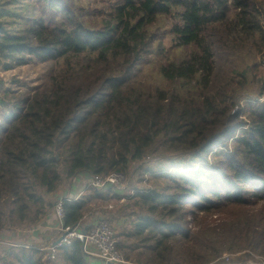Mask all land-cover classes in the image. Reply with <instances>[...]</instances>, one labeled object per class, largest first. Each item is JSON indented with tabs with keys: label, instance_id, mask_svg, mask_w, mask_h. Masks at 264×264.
I'll list each match as a JSON object with an SVG mask.
<instances>
[{
	"label": "trees",
	"instance_id": "obj_1",
	"mask_svg": "<svg viewBox=\"0 0 264 264\" xmlns=\"http://www.w3.org/2000/svg\"><path fill=\"white\" fill-rule=\"evenodd\" d=\"M32 2L20 34L0 21V70L12 61L50 67L35 91L0 97V236L50 218L44 194L60 189L58 164L70 184L126 175L167 138L177 159L191 160L185 168L200 165L154 174L165 187L140 190L124 207L139 209L127 235L142 237L151 264H180V253L192 264H211L221 250L264 255V104L255 102L264 83L253 89L264 71V0ZM100 192L95 199H109ZM84 199L64 201L67 227L90 212ZM13 245L3 264H104L79 242L46 262L37 248Z\"/></svg>",
	"mask_w": 264,
	"mask_h": 264
},
{
	"label": "rangeland",
	"instance_id": "obj_2",
	"mask_svg": "<svg viewBox=\"0 0 264 264\" xmlns=\"http://www.w3.org/2000/svg\"><path fill=\"white\" fill-rule=\"evenodd\" d=\"M32 4V0H0V12H4L2 15H0V21L5 24L6 28L11 32V34H20L21 31L25 29L26 19L33 16V11H31ZM169 46L170 41L166 40L164 42V47L167 48ZM263 56V54L258 56L259 62H264ZM12 62H14V64L11 69L0 70V78L5 83L4 91L0 93V97H4L6 93L7 96H12L24 92H33L42 86L49 77L50 67L42 64L38 60L35 62L27 61L25 64H21L17 61ZM144 73V80L154 81V77L156 75L155 72L150 71V69H146ZM263 83L264 71L261 73V75H258L254 78L253 89L255 90L256 94L262 91ZM250 92H252V90ZM9 107L13 108V101H11ZM0 114H2L1 108ZM176 154L177 153L171 146L169 139L159 138V140H157L151 148L146 162L142 164H133L128 174L125 173L126 175H124V184L116 189L119 191L122 190L123 192L122 197L119 195L120 199H116V196L118 195H116L115 191L110 190V188L104 194L101 193L102 195L109 196L108 200H103L101 198L95 199L96 197L93 195V188L90 186H92V184L95 182L96 177L88 180L89 187L86 190L83 198H85L84 200H86L87 203L92 201L85 207V210H90L91 212L93 209V211L91 213H87L85 219L90 220L89 222H92L94 217L103 216L107 222L112 225V227L115 229L118 246L125 256L127 264H151V254L148 253L146 248L142 245V237L127 235L128 230L132 229H126V225L131 220H136L138 218L137 213H139V209H137V207L135 208L134 206V209L132 207L125 209L124 207L128 204L133 205L134 202L138 200L135 196L140 190L156 189L160 191L163 187H165V176L159 175V180L157 182L155 181L156 178L153 176L154 174H165L175 171L180 172V174H186L190 170H195L200 165V162L196 163V160L193 159V161L196 163L195 167L193 169L190 167L185 168V164H189L191 160L184 159V161H182L181 159L176 158ZM56 159L59 160L58 157H56ZM212 159L208 164V167L212 166L213 162L216 160V158L213 160ZM57 167L63 180V182L60 184V189L57 191L58 194L59 192L62 193L59 194L61 196L57 195V193L56 195H45L43 193L46 199L45 210L48 209V212L50 213L48 215H51V217L47 215L50 218L44 220L42 219L40 223L36 224V226L30 225L26 228L18 226L15 228L10 227L6 231H2V235L0 236V259L6 255V251L8 249L15 246L13 244L26 245L29 247L33 246L37 249L46 244L47 242L45 239L39 238V236L38 238H34L36 232L39 231L38 228L45 225L44 223L51 225L50 229H48V235L46 232L45 236L47 235V237L50 239L55 236L56 232L52 227L54 223H56L57 226L58 222L56 211L54 209V203L59 198H67L70 200L63 194H65L71 185L70 181L66 179V176L63 173L65 170L64 164L60 163L57 165ZM109 174L100 177H105ZM92 196L94 198H91ZM129 197H131L130 200ZM78 200L81 199L78 197L77 201ZM96 203H105L106 205H102L103 207L94 208V204ZM51 204L53 205L52 207ZM42 213L43 212H40V216H42ZM124 214L128 216H125ZM188 220L191 221L192 219L189 217ZM193 225L194 222L190 223L189 227L192 228ZM56 226L55 229H58ZM36 229L38 231H36ZM36 240H38V242H36ZM41 240H43V242ZM212 241L216 242L217 238L213 237ZM43 253V261L46 262L54 260L55 256L46 257L48 252L45 251ZM184 258L185 255L180 253L178 256L180 264L191 263L189 261H185ZM3 263V261L0 262V264ZM211 264H264V255L251 250H221L217 260Z\"/></svg>",
	"mask_w": 264,
	"mask_h": 264
},
{
	"label": "built area",
	"instance_id": "obj_3",
	"mask_svg": "<svg viewBox=\"0 0 264 264\" xmlns=\"http://www.w3.org/2000/svg\"><path fill=\"white\" fill-rule=\"evenodd\" d=\"M255 102L264 104V94ZM124 180L123 174L113 172L105 177H96L90 187L99 191L110 187L118 189L124 184ZM64 201L70 202L67 198H59L54 203L58 222L55 236L38 250L47 251L46 257L56 256L59 249L70 247L73 243L79 242L87 256L99 259L104 264H127V260L118 246L117 236L112 225L103 216H96L93 218V222L88 225H82L80 221L75 227H67L65 225Z\"/></svg>",
	"mask_w": 264,
	"mask_h": 264
},
{
	"label": "crops",
	"instance_id": "obj_4",
	"mask_svg": "<svg viewBox=\"0 0 264 264\" xmlns=\"http://www.w3.org/2000/svg\"><path fill=\"white\" fill-rule=\"evenodd\" d=\"M91 178H88L85 174L84 175H81L79 177H77L75 180L72 181L71 185H70V188L65 192V195L66 197H68L70 200V202H75L77 201V198L80 197L81 199L84 197L85 193H86V188L89 187V183H88V180H90ZM107 190H103L101 191L100 193H105ZM59 194H62L61 192H59ZM57 193V195H59ZM61 196V195H59ZM58 197V196H56ZM50 214V213H49ZM51 217V215H49ZM93 218V217H92ZM56 221V220H55ZM90 220H87L85 218H83L81 220L82 222V225L85 224V225H88L89 223H92V222H89ZM46 222V221H45ZM45 225L41 226L40 228H38V231L36 229V235H34V238L39 236V238H42V239H45L46 242H48V240L50 238L47 237L48 235V229H50V224H47V223H44ZM55 226H56V223L53 224V227L54 228L53 230H55ZM47 232V235L45 236V233ZM43 242V240H41ZM40 241V242H41ZM36 242H38V240H36ZM43 246V245H42Z\"/></svg>",
	"mask_w": 264,
	"mask_h": 264
}]
</instances>
